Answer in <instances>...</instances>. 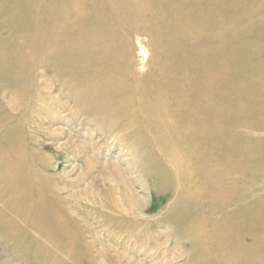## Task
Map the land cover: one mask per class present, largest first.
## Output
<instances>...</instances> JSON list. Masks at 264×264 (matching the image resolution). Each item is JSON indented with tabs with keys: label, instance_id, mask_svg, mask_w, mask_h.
<instances>
[{
	"label": "bare ground",
	"instance_id": "obj_1",
	"mask_svg": "<svg viewBox=\"0 0 264 264\" xmlns=\"http://www.w3.org/2000/svg\"><path fill=\"white\" fill-rule=\"evenodd\" d=\"M261 24L264 0H0V33L7 30L0 37V96L10 94V79L24 85L20 103L8 105L37 115V129L50 131L57 149L83 137L79 128L95 135L81 141L83 147L88 145L81 164L79 153H67L71 168L64 174L72 180L96 165L100 175L92 177L90 172L88 187L109 174L119 186L129 187L132 203L140 206L133 185L147 176L139 188L160 197L153 207L170 223L163 228L167 242L216 243L208 245L206 253H220L230 264H264ZM6 120L0 117V124ZM21 130L14 131L16 138L12 132L7 137V128L0 134L2 237L26 242L20 240L28 237L25 230L10 233L14 211L22 221L14 225L26 224L42 240L64 234L63 241L54 242V250L83 245L79 235L71 237L67 231L77 227L80 208L90 210L88 202L119 215L102 226L112 231L118 224L123 236L122 187L117 197L112 195L115 204L108 206L87 197L88 187L35 185L32 174L45 179L21 153L26 148ZM58 135H66L64 142ZM117 146L118 153L109 157ZM47 161L39 162L43 170L52 168ZM241 183L251 186L243 190ZM63 191L70 204L58 199ZM200 198L205 213L197 207ZM42 215L51 217V223ZM142 229L132 220L131 251L139 255L138 263L154 264L153 255L141 256V248H135L148 244L149 251L158 245ZM91 235L97 241L94 230ZM192 251L196 248L183 256L185 261L205 264ZM43 253L44 260L54 256L50 250ZM87 254L82 252L75 263L93 264Z\"/></svg>",
	"mask_w": 264,
	"mask_h": 264
},
{
	"label": "rangeland",
	"instance_id": "obj_2",
	"mask_svg": "<svg viewBox=\"0 0 264 264\" xmlns=\"http://www.w3.org/2000/svg\"><path fill=\"white\" fill-rule=\"evenodd\" d=\"M236 12H238V11H236ZM260 26L264 28L263 24H261ZM6 32H7V30H3L0 33V37H3V35ZM1 50H3V47L2 48L0 47V52H1ZM148 50H149L148 53L150 54V47L148 48ZM263 56H264V51H263ZM10 80H11V81H9L10 82V94L5 92L3 94L1 93V96H0V117L8 118V120H6L5 122L8 121L7 124H9V125L4 126L5 122L1 123L0 124V134L4 135V129L7 128V130H9L8 134L12 132L11 135L12 134L14 135V136L12 135V137L16 138L17 127L22 128L19 136L22 139H24L26 148L23 151H21V153L27 154V159L29 160V163H30L32 169L43 172L42 176H44V179H45V180H43L42 178H39L37 176L38 174H32V178H33L32 182L35 185H39L41 183L42 185L45 184V185H48L50 187H56L58 185H66L68 187L74 186L76 189H79L78 187H80V188L86 187L87 188L88 184L86 181H88L89 179L91 180V178H90L91 173L94 172L92 174V177L95 175L97 176L99 174L98 168L96 167V165H94L93 169L90 168V170H88V172L86 170L85 173H83L82 175H80L78 177V180L74 181V180H72V178H70V176H68L67 174H64L65 172H68L69 167H70L69 160L66 157V155L69 152L74 153V151L79 153L80 156H79V162L78 163L81 164L84 160L83 158H85V155L87 154V151H88L87 150L88 145L86 147H83V142H81V141H83L84 139H85V141H87L88 139H91L90 137L94 138L95 135L91 136L89 131H84L83 129L79 128V130H82V132H83V133L82 132L80 133V135H82V136L84 135L83 137L77 136L74 138L75 144H71V145L68 144L67 147H63L62 149H57L55 146V142H54L55 141L54 135L48 130L37 129L36 122L41 123L39 121V117L37 115L30 114L23 107L12 108L11 106L8 105L7 102H9V103L13 102L15 105H17V103H20L22 98H20L19 94L22 93L23 88H25L24 85L22 87L21 84H20L21 85L20 86L17 83L18 80L17 81L14 79H10ZM14 82L16 85L13 84ZM14 86H17V87L20 86L19 88L22 90H20V92H18L19 88H17V87L14 88ZM48 119L52 120V118H48ZM59 119H61V118H59ZM59 122L62 126L63 119L59 120ZM18 131H20V130L18 129ZM85 133H86V135H85ZM11 135L9 134L7 137L10 138ZM60 137L61 136H59V135L57 136L58 139ZM65 137H66V135L62 136L59 140L62 142L64 139H66ZM120 143H121V141H120ZM124 143H125V141L122 140V146L125 149ZM81 148H83V149H81ZM80 149L82 151H80ZM118 151H119V148L117 146L110 151L109 157H114L118 153ZM105 153L106 152H104V154ZM112 153H113V155H112ZM42 159L48 160L47 162L50 163L52 168L43 170L41 168V166L39 165V162ZM109 159H111V158H109ZM91 166H92V164H91ZM106 175L101 176L99 178L97 177L96 180L94 179L92 185H90L86 190V192L88 193L87 197H89V198L93 197L96 200H99V201L101 200V202L104 203L105 205L110 206V204H111L113 206L115 204V201H113L114 197H117L120 194V191H118V187H122L121 188V191H122L121 194H122V196L126 195V197H127V198L122 197V201L119 202V205L122 203L121 206L123 208H126V211H124L122 213V215H124V217H126V218L122 219V225H121V227H119V228L124 229V235L123 236L119 235V229L116 228V226L118 227V224L115 226V230L113 229L112 231L108 227L102 226V225L106 224L107 219H108V222H109V220L116 221L118 219L117 217H119V215H117L116 213L111 214L107 208L102 209L98 204L93 205L92 203L88 202L91 211L86 209V208H84V209L80 208L79 212L83 215H82V218H75V223H76L77 227L76 228H69L67 231V232H69L71 237L79 235V237L81 239L80 241H82L83 245L77 244L76 247L65 246L66 248L65 247H61V248L59 247L60 250L55 245V248L58 250H54V247H53L54 244L57 241L58 242L63 241L64 234H63V236H60L59 234H53V235H50L49 238L42 240L41 235L38 232L27 228L28 226L26 224L20 223L17 226L14 225L15 222H22V221L19 217V214H17L14 211H10V233L12 235H16L17 231L25 230V232L28 234V237H26V239L20 237V240L24 239V241H26L24 243L22 242V244H21V243H14L9 238L2 237V235L0 233V264H52V263L53 264H64V263L65 264L66 263L67 264H81L80 262L79 263H75V262L78 261L79 255L82 256V252L84 253L85 256L88 253L87 255H88L89 261H90V258L92 260H94L93 264H100V263L101 264H134V262L138 263V261L141 259L140 258L137 259V256H139V255H137V256L133 255L131 248H132L134 241L132 239H130V235L128 234V229L130 228V223L132 222V220H136V223H140V227L148 230L150 232V236L152 237V239L157 240L158 245L156 244L155 245L156 247L155 246L151 247V249L149 251H146L148 248V244H141V245H138L135 247V248H137V247L141 248L140 251H137L138 253L139 252L141 253L140 254L141 256H143V254L145 256L153 255V258H154L153 263L154 264H168V263L169 264H196L192 260L185 261V258L183 257L186 254L190 253V250H192V248H196V251L199 253V255L201 257V261H205V264H230L229 259L222 257L220 255V253L219 254H212V255L206 253L207 246L208 245L217 246L216 243L211 244L209 242H205V245H201V244H196L194 241L182 240L181 244H174L173 242L171 243V241L167 242L165 240L167 234H165V230L163 228L164 227H170L169 226L170 223H168V221H162L160 216L156 215L157 210H155L153 207L154 202L158 198L160 199V197H157L153 190H143V189L139 188L140 186L141 187L144 186L143 184L146 183V181H147L146 177L147 176L144 175L145 178L141 179L140 180L141 182L139 181L140 182L139 185L138 184L133 185L138 192L137 194L141 198L139 201V204L141 206L140 207L139 205H134L132 203L133 201L131 200V197L128 194L129 193V191H128L129 187L126 184L119 186L118 184H116L113 181V179L110 177L109 174H106ZM251 176H254V174H252ZM142 181H144V182H142ZM148 181H149V184L152 185V177L148 178ZM123 186H125L126 188ZM238 186L240 189L244 190V188L246 186H248V188H250L251 184H242L241 183ZM79 190H81V189H79ZM97 190L98 191L101 190L99 192V194H97L98 193ZM112 190H114V191H112ZM66 194H67V191L61 192L60 196H58V199L59 200L64 199V200H66V202H68L70 204L71 198L66 199V197H65ZM112 195H114V197H112ZM80 199L83 200V197H80ZM142 199H144V200H142ZM123 200L124 201L126 200L127 202L129 201L130 207H127L126 201L124 202ZM81 202L83 204H85L84 201H81ZM161 202H165V201H161ZM257 202L258 201H256L255 203H257ZM131 205H132V208H131ZM197 207L200 211L202 210L203 213H205L204 199L200 198L199 205ZM165 210H168V209L166 208ZM131 212H133L135 214L141 213L142 217H137V218L131 217L130 216L132 214ZM110 214L112 216H110ZM196 214L199 215L198 212H196ZM203 215L206 216L205 214H203ZM42 216L45 217V215H42ZM45 218L49 223H51V221H52L51 217H45ZM85 219H86V221H85ZM147 224H152V227H151L152 229L146 228V227H148ZM92 230H94V232H95L97 241L95 240V237L93 235L89 236ZM210 232H212V230L207 231V233H210ZM142 234H144V233H142ZM30 237H31V239H30ZM93 237H94V239H93ZM29 241H30V243H29ZM39 242H42V243H39ZM97 242L98 243L100 242L99 245H97L98 244ZM27 244L30 247H28ZM29 244H31L32 246L34 245L33 246L34 251L32 250V246ZM22 245H23V247H22ZM62 245H63V243H62ZM83 247H84L86 253L83 251ZM71 249H72V251H71ZM47 250L52 251V253H54V256H53V254H52V256L49 255L51 257H46L44 260L43 258H41V256H43L44 255L43 252H46ZM66 250H67V252H66ZM95 250H96V253L98 251H99V253L96 254ZM30 251L33 254L39 255L40 257H36V258L31 257ZM196 251H192V253H195ZM68 252H71V254H70L71 256L68 254ZM53 257L56 259H54ZM163 261H168V262L165 263ZM138 264H145V263L141 262Z\"/></svg>",
	"mask_w": 264,
	"mask_h": 264
}]
</instances>
